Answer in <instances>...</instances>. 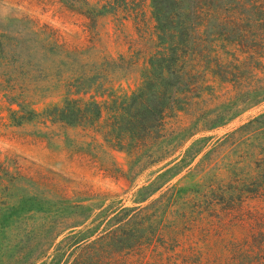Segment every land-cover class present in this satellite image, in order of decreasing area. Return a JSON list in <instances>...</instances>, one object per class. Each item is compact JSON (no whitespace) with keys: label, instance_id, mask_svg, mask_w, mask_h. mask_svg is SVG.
<instances>
[{"label":"trees","instance_id":"1","mask_svg":"<svg viewBox=\"0 0 264 264\" xmlns=\"http://www.w3.org/2000/svg\"><path fill=\"white\" fill-rule=\"evenodd\" d=\"M38 1L75 18L86 43L28 18L32 45L0 34L10 126L44 127L40 138L48 139L57 126L80 130L90 139L81 145L126 153L127 171L102 169L129 183L125 195L162 166L128 206L119 195L70 191L22 166L13 171L0 156V264H264V211L249 206L264 200V117L217 141H193L264 103V0ZM107 15L133 22L137 52L116 58L101 51L91 59ZM37 51L60 59L53 87L65 91L62 103L41 112L31 99L49 76ZM123 74L138 76L135 90L117 85ZM226 140L237 153L223 178L172 183L200 156L197 167L212 165ZM74 148L71 155L83 158Z\"/></svg>","mask_w":264,"mask_h":264},{"label":"rangeland","instance_id":"2","mask_svg":"<svg viewBox=\"0 0 264 264\" xmlns=\"http://www.w3.org/2000/svg\"><path fill=\"white\" fill-rule=\"evenodd\" d=\"M89 1L95 3L98 0ZM59 8L57 5L46 7L41 5L38 0H0V34L6 35L9 38L8 40L17 41L18 45L22 41L32 45L35 36L25 21V18H28L37 20L41 24H49L60 30L68 39L85 44L86 34H84L80 23L75 18L63 15ZM120 18L121 16L107 15L100 20L99 39L101 40V47L97 52H91V59H94L95 54H100L101 51L117 58L121 54L128 55L137 52L142 47V44H139L140 39L133 22L131 20L125 21L122 25ZM12 45L9 44L5 47L7 56H11L10 51L15 49ZM19 49L20 46H17L16 50ZM36 57L40 60V67L45 68L44 76H49L47 81L40 83L41 89L31 99L35 104V108L41 112L49 105L62 103L65 91L53 87L57 83L55 82L57 78H52L58 72L60 59L46 56L43 52L38 51ZM85 59L87 60V58ZM3 62L0 58V119L4 118V120H0L1 160L13 171L15 167L22 166L30 176H36V173L46 175L54 179L58 185L68 187L70 191L92 190L95 193L119 195L120 199L122 197L123 201L131 206L132 193L137 188L146 185L147 180L152 178L149 175L160 169L162 165L154 167L141 175L134 184L136 186L134 191L125 195L129 190V183L124 180L118 182L105 177L102 169L103 165L112 169V164H114V166L127 171L130 160L126 153L107 147L104 151H101L81 145L82 142H90V139L84 137L80 130L64 129L57 126L53 128L57 137L48 139V137L40 138L39 132L41 130L42 132L49 131L44 127L34 125H25L22 128L11 127L8 121V104L2 92L4 87L2 77L6 73ZM60 71L64 72V77L68 75V67H63ZM116 82H118L117 85L122 84L125 90H135L139 83L136 74H123ZM229 89H224L218 93L224 94ZM15 108L17 109L16 106ZM210 108H213V106H210ZM261 116L264 117V103L245 111L224 128L208 132L205 135H198L193 141L202 137H213L217 141L250 120ZM225 142L222 147L216 149V154L212 157V165L208 162L197 167L203 157L200 156L189 169L183 171L172 183H177L180 187H195L208 183L216 176L223 178L222 172L225 165L230 162V158L234 159V154L237 153V148L234 149L235 146H232L233 141L228 142L226 140ZM76 145H79L78 150L83 153V158L71 155L76 150L74 148ZM223 158L225 160H222ZM249 206L264 211V200L251 201Z\"/></svg>","mask_w":264,"mask_h":264}]
</instances>
